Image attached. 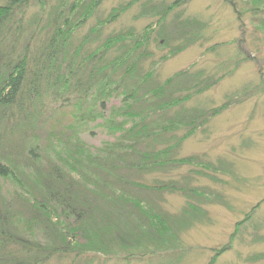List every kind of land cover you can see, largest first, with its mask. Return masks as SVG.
<instances>
[{
    "label": "trees",
    "instance_id": "1",
    "mask_svg": "<svg viewBox=\"0 0 264 264\" xmlns=\"http://www.w3.org/2000/svg\"><path fill=\"white\" fill-rule=\"evenodd\" d=\"M141 1L114 7L78 41L76 34L102 0H1L0 180L14 187L4 192L0 184V264H76L89 254L146 263L157 253L145 252L146 241H157L156 247L169 243L164 238L172 232V217L144 196H188L194 190L137 177L196 162L177 156L200 123V114L184 110V102L214 81L184 70L155 83V68L141 73L145 54L137 52L154 24L104 38L103 27ZM190 1L164 7L157 27L163 30L168 15ZM248 1L250 9L233 3L239 19L248 12L264 29V0ZM180 18L175 24L190 21ZM67 110L74 119L63 132L46 129ZM95 122L114 140L91 148L80 133ZM194 210L176 219L180 227L186 216L199 213ZM239 228L238 223L231 243ZM230 242L209 264L231 249Z\"/></svg>",
    "mask_w": 264,
    "mask_h": 264
},
{
    "label": "rangeland",
    "instance_id": "2",
    "mask_svg": "<svg viewBox=\"0 0 264 264\" xmlns=\"http://www.w3.org/2000/svg\"><path fill=\"white\" fill-rule=\"evenodd\" d=\"M129 1L102 0L76 39L105 19L114 7ZM174 1L142 0L103 27L102 33L104 38L129 29L139 33L154 24L151 38L137 52L145 54L141 73L155 68V83L184 70L189 77L201 74L199 79L211 84L214 81L184 102V110L200 114V123L181 143L177 156H193L196 162L137 177L148 184L172 180L194 191L188 196L154 191L145 194L146 200L154 201L173 219L172 232L164 238L169 243L156 247L157 241H146L145 252H157L148 262L125 263L118 257L89 254L76 264H209L216 252L229 244L238 223L231 249L220 252L215 264H264V29L248 12L239 19L233 3L250 9L248 0H191L174 9L161 30L155 24L159 12ZM147 4L150 7L143 10ZM179 14L183 21L190 20L187 25L175 24ZM215 109L220 111L210 116ZM54 118L59 120L45 124L46 129L57 127L63 132L74 119L70 110ZM97 122L80 133L91 148L114 140L102 126L94 127ZM0 184L4 192L13 190L12 182L1 179ZM191 207L198 208L199 213L192 219L186 216L180 227L176 219H181L184 211H193ZM52 264L66 262L56 260Z\"/></svg>",
    "mask_w": 264,
    "mask_h": 264
}]
</instances>
